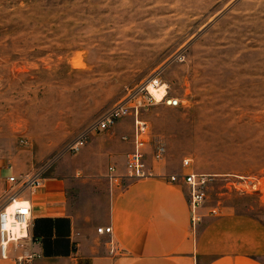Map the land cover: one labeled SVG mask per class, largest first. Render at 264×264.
<instances>
[{
	"label": "rangeland",
	"instance_id": "obj_1",
	"mask_svg": "<svg viewBox=\"0 0 264 264\" xmlns=\"http://www.w3.org/2000/svg\"><path fill=\"white\" fill-rule=\"evenodd\" d=\"M155 77L183 101L142 111L168 144L163 164L191 158L209 179L206 206L264 218V0H0V159L90 194L79 184L90 144L97 174L117 159L95 141L131 135L133 117L72 145Z\"/></svg>",
	"mask_w": 264,
	"mask_h": 264
},
{
	"label": "crops",
	"instance_id": "obj_2",
	"mask_svg": "<svg viewBox=\"0 0 264 264\" xmlns=\"http://www.w3.org/2000/svg\"><path fill=\"white\" fill-rule=\"evenodd\" d=\"M120 133L95 145L112 153L117 162L109 165L115 163L124 173L120 159H127L133 145ZM90 145L85 178L79 180L82 188L93 184L90 194L72 193L69 187L75 182L70 179L46 177L41 188L25 196L32 204L38 240L33 248L43 254L36 264H264V218L220 211L204 201L197 211L200 219L193 223L190 186L168 177L185 172L183 166L172 170L161 163L152 176L125 179L122 186L109 180L100 190L109 165L94 174ZM4 165L10 166L0 159V168ZM12 171L27 172L14 166ZM10 174L0 175L5 186ZM78 199L83 206H76ZM108 226L111 233L98 231ZM0 264L16 263L0 256Z\"/></svg>",
	"mask_w": 264,
	"mask_h": 264
},
{
	"label": "built area",
	"instance_id": "obj_3",
	"mask_svg": "<svg viewBox=\"0 0 264 264\" xmlns=\"http://www.w3.org/2000/svg\"><path fill=\"white\" fill-rule=\"evenodd\" d=\"M163 82L159 77L149 79L135 88H129L125 98L108 110L104 116L92 122L72 145L73 152H79L92 135L113 128L120 120L133 117V132L123 135L124 141H131L133 149L127 154L125 172H119L113 163L108 167L107 177L118 186L125 179H139L154 175L156 166L163 163L168 154V144L160 136L155 135L149 122L142 118V111L147 107L164 104L179 107L183 104L180 98L170 96L168 87L159 98L156 91ZM192 159H183L182 166L186 170L182 174H170L173 182L183 181L190 186V205L193 213V223L200 218L197 214L199 207L206 200L207 177L191 169ZM13 170V166H9ZM190 171H187V170ZM45 170L34 167L27 172L14 171L7 177L4 204L0 207V256L3 259L14 258L16 264H36L43 254L33 248L37 238L34 235V221L31 201L27 193H33L44 185ZM15 205L13 210L9 208ZM99 232H112V226L98 228ZM114 250H112L113 252ZM15 253V256H13Z\"/></svg>",
	"mask_w": 264,
	"mask_h": 264
},
{
	"label": "bare ground",
	"instance_id": "obj_4",
	"mask_svg": "<svg viewBox=\"0 0 264 264\" xmlns=\"http://www.w3.org/2000/svg\"><path fill=\"white\" fill-rule=\"evenodd\" d=\"M72 63H73V65L78 66L79 63H80V60L77 59V58H75V59L73 60ZM167 87H168V85H167L166 83H164V84L161 86V88H160L159 90L156 91V95H157V97L160 98V97L165 93ZM14 208H15V205L11 206L9 209H10V210H13Z\"/></svg>",
	"mask_w": 264,
	"mask_h": 264
}]
</instances>
